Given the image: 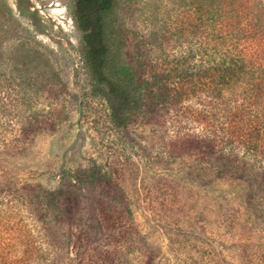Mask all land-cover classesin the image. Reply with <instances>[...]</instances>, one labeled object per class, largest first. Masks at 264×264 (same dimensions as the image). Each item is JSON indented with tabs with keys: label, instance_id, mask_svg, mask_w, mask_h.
I'll list each match as a JSON object with an SVG mask.
<instances>
[{
	"label": "rangeland",
	"instance_id": "1",
	"mask_svg": "<svg viewBox=\"0 0 264 264\" xmlns=\"http://www.w3.org/2000/svg\"><path fill=\"white\" fill-rule=\"evenodd\" d=\"M189 1L124 0L126 26L147 34L168 25L173 33ZM1 2L9 7L0 12L1 180L51 190L66 170L95 164L121 186L131 209L127 236L149 249L150 264L220 263L212 250L239 264L252 242L264 258L261 163L240 153L197 155L159 115L117 128L91 90L73 0ZM53 238L62 241L59 232ZM137 254L128 260L145 264L149 257ZM92 256L70 250L62 261L91 264Z\"/></svg>",
	"mask_w": 264,
	"mask_h": 264
},
{
	"label": "trees",
	"instance_id": "2",
	"mask_svg": "<svg viewBox=\"0 0 264 264\" xmlns=\"http://www.w3.org/2000/svg\"><path fill=\"white\" fill-rule=\"evenodd\" d=\"M123 2L73 0L71 9L91 90L114 125L159 115L197 155L258 161L264 183V0H190L173 33L167 25L147 34L126 26ZM129 218L121 186L95 164L66 170L51 190L0 179V264H64V251L83 248L91 264H133L136 252L150 264L149 249L127 236ZM122 245L125 253L113 248ZM253 246L242 245L239 264H264Z\"/></svg>",
	"mask_w": 264,
	"mask_h": 264
}]
</instances>
